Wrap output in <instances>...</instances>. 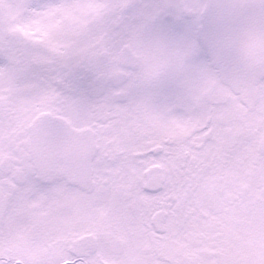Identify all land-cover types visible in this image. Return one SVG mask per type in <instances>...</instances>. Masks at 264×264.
I'll use <instances>...</instances> for the list:
<instances>
[{
    "label": "snow or ice",
    "instance_id": "obj_1",
    "mask_svg": "<svg viewBox=\"0 0 264 264\" xmlns=\"http://www.w3.org/2000/svg\"><path fill=\"white\" fill-rule=\"evenodd\" d=\"M0 264H264V0H0Z\"/></svg>",
    "mask_w": 264,
    "mask_h": 264
}]
</instances>
